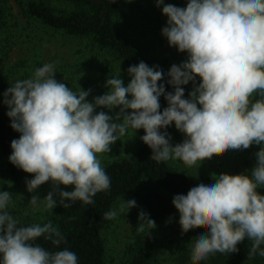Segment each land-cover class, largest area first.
<instances>
[{
	"label": "clouds",
	"instance_id": "9594fccd",
	"mask_svg": "<svg viewBox=\"0 0 264 264\" xmlns=\"http://www.w3.org/2000/svg\"><path fill=\"white\" fill-rule=\"evenodd\" d=\"M156 7L167 17L163 37L186 59L166 73L144 61L132 64L126 84L121 75L109 74L106 91L91 101V89L73 91L55 78L54 63L35 68L3 93L10 127L19 133L9 162L31 176L25 184L32 210H53L77 201L92 205L98 193L109 192L111 180L99 157L130 129L144 131L140 139L151 160H179L187 167L218 151L259 146L250 170L213 173L175 195L172 204L182 234L208 226L191 240V260L237 252L245 240L248 260L264 257V0H186L185 7L156 0ZM161 97L167 102L163 110ZM173 125L184 137L180 143H172ZM45 184L50 188L41 199L34 193ZM12 202L13 194L0 188V264H78L75 252L60 249L66 240L58 225H22L9 211ZM125 207L129 212L136 201L124 199L104 218ZM138 220L137 231L155 226L143 210ZM40 238L57 250L41 246Z\"/></svg>",
	"mask_w": 264,
	"mask_h": 264
},
{
	"label": "trees",
	"instance_id": "16d2710c",
	"mask_svg": "<svg viewBox=\"0 0 264 264\" xmlns=\"http://www.w3.org/2000/svg\"><path fill=\"white\" fill-rule=\"evenodd\" d=\"M165 3L186 6V0H165ZM166 21L167 17L156 7V0H0V185L24 192L25 198L20 201L13 195L15 209L27 211L32 193L26 191L25 180L31 176L8 159L11 141L18 139L19 133L10 127L3 104L4 91L45 63L43 49L55 39L75 44L77 56L75 61L60 64L57 79L73 91L79 86L91 89L90 101L96 93L102 94L109 74L118 76L113 72L115 68L120 70L125 84L129 79L128 67L140 61L158 65L166 73L172 64L179 65L186 59L182 53L169 55L172 47L159 37ZM17 52L20 58L15 59L12 56ZM165 88L172 91L166 83ZM191 88V84L185 87L186 97ZM160 104L161 110L167 107L163 97ZM174 128L173 125L168 129L171 136ZM143 135L142 129L136 133L133 130L130 138L116 142L110 153L100 155L111 187L107 194L98 193L92 205L77 201L65 209L58 204L46 217L36 220L30 212L28 217H19L15 210L9 211L22 225L48 220L58 225L66 240L60 249L67 247L75 252L78 264H107V232L113 219H105L104 214L135 196V214L143 210L155 221V226L145 225L143 231H137V220L119 255V264H264V257L248 260L247 240L238 244L237 252H217L200 262L191 260V240L201 230L207 231L208 226L201 223L182 234L172 199L177 194H186L198 182L211 180L212 174L188 173L169 161L151 160V149L140 139ZM49 188L45 184L34 194L43 199ZM260 191L264 194V188ZM37 243L57 250L43 238Z\"/></svg>",
	"mask_w": 264,
	"mask_h": 264
},
{
	"label": "rangeland",
	"instance_id": "374dc122",
	"mask_svg": "<svg viewBox=\"0 0 264 264\" xmlns=\"http://www.w3.org/2000/svg\"><path fill=\"white\" fill-rule=\"evenodd\" d=\"M159 37L162 38L163 41L167 39L163 37L162 32H160ZM166 44V43H165ZM75 48L76 45L73 43L64 44L62 39H55L52 43H47L46 47L43 49L42 55L45 57V63L52 62L55 64L56 67V75H57V68L60 64L70 63L77 59L75 55ZM168 54L179 55V52L176 49L170 48ZM13 58L17 59L20 58V52L15 53ZM35 68L31 71L34 72ZM115 74L120 76L121 72L118 68H115L113 71ZM55 75L57 79L58 76ZM58 80V79H57ZM59 81V80H58ZM96 82V81H95ZM99 85L98 82H96ZM106 91V89L102 90V94ZM96 93L94 96L102 95ZM133 130H129L128 134L121 138V141L124 142L126 139L130 138L132 135ZM183 135L179 133L175 128L172 133V143H180L183 141ZM118 142V141H117ZM259 150V146L253 145L249 149L246 150H228L220 152L218 151L211 159L205 160L202 164L198 162L197 165L193 167L185 166L179 160H169L170 164L180 170L187 171L188 173H205V174H240L245 170H250L255 164V157L254 153ZM0 188L3 190L11 192L13 195L18 196L17 200H21L24 196L23 191H17L14 189L4 188L3 184L0 185ZM25 198V196H24ZM23 198V199H24ZM134 199L136 200L135 196L130 197L128 200ZM14 200V198H13ZM127 201V200H125ZM118 204L117 210H119L121 204ZM27 212H30L34 217V219H42L50 214V210L44 209L43 207L37 208L35 211L32 210L31 205L28 204ZM14 213L19 215V217H28V215H24L25 211L22 212V209H15L13 206V202L10 207ZM137 207L131 209L128 212V209L125 207L123 211H118V215L113 218L112 225L110 226L107 232V239H108V250H107V264H119V255L122 253L124 249V245L126 240L131 235L133 229L139 222L138 214L136 215ZM138 220V222H137Z\"/></svg>",
	"mask_w": 264,
	"mask_h": 264
}]
</instances>
